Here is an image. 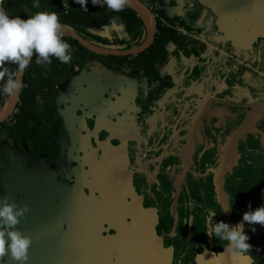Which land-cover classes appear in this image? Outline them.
Listing matches in <instances>:
<instances>
[{
  "label": "flooded vegetation",
  "instance_id": "obj_1",
  "mask_svg": "<svg viewBox=\"0 0 264 264\" xmlns=\"http://www.w3.org/2000/svg\"><path fill=\"white\" fill-rule=\"evenodd\" d=\"M140 1L154 18L153 41L159 35L158 28L169 26L175 36L169 42L181 51L196 49L199 35L192 33L187 24V13L182 17L181 11L180 17L168 18L165 0ZM154 2L161 6L157 15L152 8ZM186 5L188 12L197 10L196 15L207 16L209 30L216 32L222 45L233 52L234 67L228 61L220 67L217 111L214 112L212 101L219 92L212 94V100L203 98L194 104L184 100L164 102L175 83L173 76L163 71L170 60L169 42L164 47L166 60L159 67L158 78L131 64L153 41L137 55L118 56L126 57L120 64L100 55L105 60L101 62L104 70L134 79L133 92L121 114L109 116L110 126H122L121 132L114 135L117 138L109 139L111 159H117L121 147L125 148L133 172L134 197H141L143 207L155 210V230L163 248L150 264H159V255L163 256L160 264H264V227L259 224L255 225V232L245 225L253 248L235 258L225 251L226 242L205 234V209L219 211L231 206L227 213L211 218L213 223L223 220L231 226L241 221L249 205L252 209L264 205V199L256 195V190L263 187L248 185L241 190L234 177L235 167L240 166L241 133L252 131L254 138L264 142V129L250 127L264 115V110L259 109L251 113L253 107L264 105V39L256 37L231 46L218 29L220 25L214 23L211 10L199 0H186ZM140 27L141 44L145 38L142 21ZM77 64L72 62L52 89L44 90V99L39 98L37 113L42 133L28 138L0 130V179L7 182L12 200L28 206L16 225L32 240L25 264H145L143 255L137 254L134 259L121 244L113 242L115 230L111 226L101 225L102 219L96 215L92 202L95 194L89 193L88 180L82 178V162L77 160L82 153L76 155L72 151L77 130L68 118V101L74 99L79 108L84 106L77 100L75 81L90 71ZM231 72L236 79L229 83ZM253 84L255 89H250ZM231 100L238 106L233 113L227 104ZM238 118L240 122L230 127L231 119ZM83 122L87 130L93 128L91 118L84 117ZM1 124L11 127L15 122L8 124L5 120ZM106 135L99 131L97 138L102 141ZM3 165L11 174H5Z\"/></svg>",
  "mask_w": 264,
  "mask_h": 264
},
{
  "label": "water",
  "instance_id": "obj_2",
  "mask_svg": "<svg viewBox=\"0 0 264 264\" xmlns=\"http://www.w3.org/2000/svg\"><path fill=\"white\" fill-rule=\"evenodd\" d=\"M201 4L213 13L216 26L220 25V32L231 46L236 42L260 37L264 39V0H199ZM193 5H191L192 7ZM140 18L145 29L143 42L127 50H119L112 46H101L84 39L72 26L62 23L65 36H68L97 55H137L145 50L153 41L155 22L148 8L140 0H129V6ZM199 14V11H195ZM85 72L81 78L76 79L79 108L71 99L68 101V118L76 127V140L72 151L82 156L80 167L82 178L88 180L87 187L92 197L94 211L102 221L115 230L113 242L122 245L124 252L131 253L134 259L139 255L145 257V264H150L158 254H162V243L157 235L155 226L157 217L153 208H145L141 197H134L132 170L125 148L122 146L117 159H111L110 140L115 133L122 130L121 123L109 125L112 122L110 115L121 114L122 106L127 103L133 92L134 79L131 76L112 71ZM23 79V73L21 74ZM224 83V80H222ZM220 91H216L217 94ZM19 93L7 96L0 107V124L3 123L16 106ZM73 107L76 109L73 111ZM79 111V115L76 114ZM92 119L93 128L84 127L83 118ZM111 122V123H110ZM104 131L107 135L104 140L97 138V133ZM92 140L94 145L92 144ZM118 140V139H117ZM1 169L5 174H11L6 166ZM7 182L0 179V197H9ZM138 254V256H137ZM160 263L163 256L159 255ZM159 263V264H160ZM3 264H17L10 257H5Z\"/></svg>",
  "mask_w": 264,
  "mask_h": 264
},
{
  "label": "clouds",
  "instance_id": "obj_3",
  "mask_svg": "<svg viewBox=\"0 0 264 264\" xmlns=\"http://www.w3.org/2000/svg\"><path fill=\"white\" fill-rule=\"evenodd\" d=\"M3 2L4 0H0V92L13 96L23 90L21 74L29 67L34 56L36 64H50L52 57L60 63L69 64L73 60L74 49L64 39L63 25L56 12L38 11L27 18H21L19 15H11L3 6ZM73 2L88 12V0ZM91 3L101 8L106 7L115 13L129 6V0H91ZM32 6L39 9L40 0H33ZM118 21L119 17L113 16L103 31L109 25L113 28L123 27ZM7 65H15L16 70L11 71ZM230 210L231 206L219 211L205 209V234L226 242L225 251L235 258L252 251L253 246L249 243L250 237L245 231V225L250 226L248 228L252 232L256 231V224L264 227V205L255 209L249 205V210L243 212L241 221L234 225L230 226L223 220L213 223V216ZM27 211V205H19L7 196L0 197V264H3L6 256L17 264H25L27 261L32 240L16 227ZM185 222L192 224L189 220Z\"/></svg>",
  "mask_w": 264,
  "mask_h": 264
},
{
  "label": "crops",
  "instance_id": "obj_4",
  "mask_svg": "<svg viewBox=\"0 0 264 264\" xmlns=\"http://www.w3.org/2000/svg\"><path fill=\"white\" fill-rule=\"evenodd\" d=\"M165 1L167 2L165 16L168 18L180 17L182 11L183 17L187 13V24L192 33H198L200 41L196 43V49L190 51L186 50V48L181 51L172 42L167 44L170 60L167 63L168 65L166 64L163 68V71L171 74L175 83L172 91L167 93L164 97V102L168 104L173 102L178 103L184 100V103L192 102L194 104L196 100L199 102L203 98H206L207 101L212 100V94L216 92L217 83L221 77L220 67L225 61H228L229 64L234 67V61L232 59L233 52L230 48H225V46L222 45L221 39L215 35L216 32L213 34V32L209 30L207 16L196 15L194 10L193 12L187 11L189 7L186 5V0ZM71 2H73V0H40V8L37 9L32 6L33 0H4L3 6L11 15H19L22 17L30 16L38 11H47L56 6H59L60 9L67 8ZM19 3L21 4V8L18 9L17 7L16 12H14L15 5ZM87 4L93 5L91 0H88ZM111 19L112 17L107 15L106 11H104L92 21L91 25L88 26L85 31L95 37L123 42L132 41V38L137 34L136 32L142 31L141 27H133L131 22L128 23V26L125 25V22H117L118 24H122L123 27L113 28L109 25V27L103 31L104 27L109 24ZM201 22H204V29L200 27ZM129 26L132 27V29L129 28ZM130 45L134 46L133 44ZM110 46L116 49H122L118 48L117 45ZM102 60L103 59L99 57L96 59L94 58L80 66L81 68H86L85 70H90L89 72H100L99 70L106 69L103 67V63H101L105 60ZM72 70H74L73 67ZM2 95L4 101L7 96L3 93ZM219 95L220 92L216 95V99L212 101L214 112L217 111L218 104L220 103L217 100ZM230 97L233 100L235 99L234 95ZM227 104L231 107L230 110L232 113L235 111V108L238 107L232 100L231 103Z\"/></svg>",
  "mask_w": 264,
  "mask_h": 264
},
{
  "label": "trees",
  "instance_id": "obj_5",
  "mask_svg": "<svg viewBox=\"0 0 264 264\" xmlns=\"http://www.w3.org/2000/svg\"><path fill=\"white\" fill-rule=\"evenodd\" d=\"M86 6L88 12L83 11L80 8L79 4L71 2L70 5L66 8L67 14L60 19V22L72 26L76 33L81 37L86 40L93 41L101 46L117 45L118 48H126L130 46L129 43L123 41H111L105 38L91 36L85 31V29L90 26L92 21L97 16H100L104 11H106V14L111 17L118 16V22H125L126 26H128V23L131 22V25L133 27L138 28L141 25V20L136 16L135 12L132 9L127 7L125 10L119 13H115L107 9L106 7L101 8L99 5L87 4ZM17 7L18 9H20L21 4L19 3L15 5L14 12H16ZM59 9L60 7L56 6L50 8L49 10H47V12ZM21 18H27V16H22ZM129 28L132 29V27L130 26ZM158 30L159 35L155 37L152 44L145 51L137 55L133 61H131V64L134 68L139 67L143 71L153 74L154 78L159 77V67L166 60L164 53L165 44L169 41L175 40L174 30H172L171 27L166 26L164 28H158ZM136 33L137 34L132 38L131 43L138 45L140 44L142 39L140 38V31ZM64 38L70 45H72L74 49L72 62L78 63L77 65H80V61L101 57L100 55L89 52L87 49L79 45L76 40L65 35ZM102 58H105L106 60H112L117 64H120L121 60L126 59V57L118 56H102ZM35 60L36 58L34 56L29 67L23 73L22 80L24 82V88L19 93L17 100V107L19 112L14 117L15 125L11 127H5L4 124H0V130H4L8 135H20L21 137L32 138L35 135L38 136L43 132V129L40 127V121L37 113L38 100L40 97H43L44 99V90L46 88L52 89L56 81L66 74L69 65L72 63H60L55 57L51 58L50 64H36ZM7 67H9L11 71L12 69L16 68L15 65H7ZM3 98L4 97L0 92V107L3 104Z\"/></svg>",
  "mask_w": 264,
  "mask_h": 264
},
{
  "label": "rangeland",
  "instance_id": "obj_6",
  "mask_svg": "<svg viewBox=\"0 0 264 264\" xmlns=\"http://www.w3.org/2000/svg\"><path fill=\"white\" fill-rule=\"evenodd\" d=\"M200 27L204 29V22L200 23ZM235 79L236 74L231 72L230 77H228V82L231 83ZM250 89H255V85H251ZM263 107L264 105L255 106L253 107L254 109L252 108L251 113L253 114L256 109L264 110ZM259 110H256V112ZM247 120L248 117H245L244 122ZM238 121L240 122V118L235 121L231 119L229 123L230 127L233 128L234 125H237ZM243 125L241 124V126ZM250 127L255 130L264 129V115L254 120V123H251ZM251 132L249 130L248 133L242 132L239 137L240 152L238 157L240 166L235 167L234 177L237 178L236 184L241 190L245 189L248 185H256V189L259 186L263 187V190L261 189L262 191L260 189L256 190V195L262 198V193H264V142H261L258 137L254 138Z\"/></svg>",
  "mask_w": 264,
  "mask_h": 264
},
{
  "label": "built area",
  "instance_id": "obj_7",
  "mask_svg": "<svg viewBox=\"0 0 264 264\" xmlns=\"http://www.w3.org/2000/svg\"><path fill=\"white\" fill-rule=\"evenodd\" d=\"M152 8H153V11L157 15L160 12L161 6H160V4L158 2H154L153 5H152ZM50 12H56L58 14L59 18L61 19L63 16H65L67 14V9L66 8H61L59 10H54V11H50ZM15 70H16V68L12 69V71H15ZM0 87H2V83H0ZM18 112H19V110H18V107H17V104H16V106L13 108L12 112L10 113L8 118L6 119V122L8 124H13L15 122L14 117L18 114Z\"/></svg>",
  "mask_w": 264,
  "mask_h": 264
}]
</instances>
